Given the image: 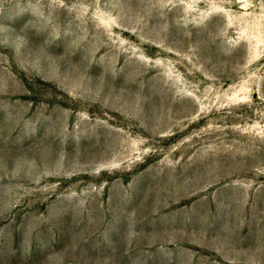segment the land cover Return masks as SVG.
<instances>
[{
	"label": "rangeland",
	"instance_id": "rangeland-1",
	"mask_svg": "<svg viewBox=\"0 0 264 264\" xmlns=\"http://www.w3.org/2000/svg\"><path fill=\"white\" fill-rule=\"evenodd\" d=\"M0 264H264V0H0Z\"/></svg>",
	"mask_w": 264,
	"mask_h": 264
}]
</instances>
